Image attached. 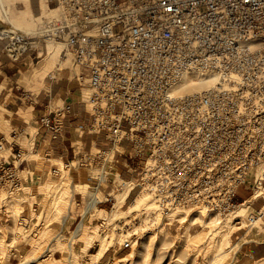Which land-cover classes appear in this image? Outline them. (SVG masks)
Instances as JSON below:
<instances>
[{"label":"built area","instance_id":"2783aa9c","mask_svg":"<svg viewBox=\"0 0 264 264\" xmlns=\"http://www.w3.org/2000/svg\"><path fill=\"white\" fill-rule=\"evenodd\" d=\"M46 1L35 30L1 26L0 44L16 62L58 44L59 59L87 73L80 101L66 89L60 106L51 93L22 95L46 102L33 121L34 154L52 162L53 179L83 169L101 195L93 207L137 204L123 249L140 224L219 225L241 208L230 224L264 234V0ZM46 80L55 84L56 73ZM30 128L13 124L0 136V201L24 188ZM242 187L250 193L237 202ZM92 221L100 233L110 226Z\"/></svg>","mask_w":264,"mask_h":264},{"label":"rangeland","instance_id":"374dc122","mask_svg":"<svg viewBox=\"0 0 264 264\" xmlns=\"http://www.w3.org/2000/svg\"><path fill=\"white\" fill-rule=\"evenodd\" d=\"M17 1L20 0H5L10 11L13 5L8 4ZM26 4L29 5V0H26ZM34 16L30 10L28 28L12 23L29 32L30 29L35 30L39 22ZM3 20L0 15V24L5 25ZM44 49L46 53L42 52V48H35L34 53L27 54L22 62L17 63L32 61L33 66L27 64L36 76L39 75L38 81L44 79L48 85L47 76L56 73L57 86L51 94L55 95L54 103L59 106L62 105L60 96H63L59 93L66 95L68 80L73 84L72 92H76L72 95L73 101L86 97L89 93L86 71L73 66L70 58L62 62L59 59L61 47L48 44ZM75 74L85 76L77 81L73 79ZM60 75L64 77L63 84H60ZM16 78L17 74L14 82ZM15 85L18 86L17 83ZM41 87L42 84L35 89H23L20 97L24 92L43 97L46 93L40 91ZM23 103L32 106L25 101L17 105ZM45 104L43 101L35 109L42 110ZM0 132L6 133L3 129ZM35 160L40 165L45 161L42 154ZM27 190L23 188L0 201V264H264L263 232L257 233L244 226L234 227L230 224L237 212L224 218L227 221L223 220L219 225L209 224V221L194 222L192 218L185 222L160 223L155 227L143 223L146 229H142L143 225L140 224L135 234L130 233L135 235L131 237L130 247L123 249L121 244L125 236L121 232L127 226L132 227L133 231L138 225L129 221L138 208L137 204H131L124 213L122 208L105 213L99 211L101 207H91L87 212L90 199L95 196L101 200V195L88 185L83 169L72 170L67 178L56 182L50 169L42 168L40 178L30 191ZM249 193L247 188L242 187L235 200L241 202L248 198ZM244 213L245 209L241 208L237 215L242 216ZM96 217H108L110 226L106 232L96 231V222L92 221ZM123 220L126 224L119 222ZM81 222L82 227L78 229ZM214 233L220 237L219 240Z\"/></svg>","mask_w":264,"mask_h":264},{"label":"crops","instance_id":"0c3cea01","mask_svg":"<svg viewBox=\"0 0 264 264\" xmlns=\"http://www.w3.org/2000/svg\"><path fill=\"white\" fill-rule=\"evenodd\" d=\"M11 4L13 5V7L11 6L12 10L10 11V9L8 8L9 13H11L10 15L16 18L21 15V19H25L26 26H28L29 24L28 17L30 10L35 15L34 18L37 19L36 14L38 12L40 14L46 12L48 13V9H50V5L46 0H29V5L26 4V0H20L13 3L10 2L8 5ZM18 6H21L20 9L17 8ZM1 26L6 29L8 28L6 24H0V27ZM53 45L61 47L58 44ZM1 48L2 47L0 44V129L5 130L6 133L0 132V134L5 135L6 137V134H9L11 126L13 124H22L25 122L31 123V128L28 136L21 142L27 155V161L22 175L23 177H25L24 181H26V183H24V188L30 191L33 184L35 183V176L41 173L42 168H51L52 162L44 161L43 164L40 165V163L35 160V157H37V155L34 154V151L36 150L38 137H35L36 131L33 125V121L35 120L37 115L41 111H43V109L37 110L35 109L36 106H26L24 105V103L20 106L17 104L22 101V97L20 96L23 89H35L36 86L42 84L40 91H45L44 93L48 94L56 88L57 84H45L44 79L42 81H38L39 75L36 76L34 71L30 68V66H33L32 61H30V63H28L29 60L25 61L23 62L24 64H19L16 61H11L9 54L6 52H2ZM39 62L40 61H38L37 63ZM27 63L30 64V66ZM15 74H17L16 82H14ZM59 81L60 84H63L64 77L62 75H60ZM68 81L69 85L66 91L69 94L67 96V99L73 100L74 97H72V95L76 94V92H72L71 86L73 84L72 82H70L71 80ZM15 83H17L18 86H16ZM60 100L63 103L64 98L62 97L60 98Z\"/></svg>","mask_w":264,"mask_h":264},{"label":"bare ground","instance_id":"6f19581e","mask_svg":"<svg viewBox=\"0 0 264 264\" xmlns=\"http://www.w3.org/2000/svg\"><path fill=\"white\" fill-rule=\"evenodd\" d=\"M0 15H1V17L5 20V22H6V25L8 26V27H13V28H15V29H18V30H21L20 28H17V27H15L14 26V24L12 23V22H16L17 24H19V25H21V26H25V27H29V24H28V26H26V24H25V19L23 20V19H21L22 18V16L21 15H19L17 18L16 17H14V16H11L10 15V13H9V9H8V6L6 5V2H5V0H0ZM12 19H11V18ZM3 20V21H4ZM31 30V29H30ZM29 30V31H30ZM21 31H23V30H21ZM23 32H28V30L26 31V30H24ZM49 50V49H48ZM52 50V49H51ZM54 50V49H53ZM51 55V54H50ZM205 86L203 85V86H201V85H198V86H195V87H193V88H189L187 91H197V90H199V89H201V88H204ZM98 198V197H97ZM97 198L94 196L93 198H91V200L89 201V204H88V207H87V209L88 208H91V207H93L94 205H95V203H96V201H97ZM82 227V222L78 225V229H80ZM145 246L146 245H144L143 246V249L145 248ZM103 247V246H102ZM150 250V249H149ZM145 252H146V255L148 254V251H147V248H145V250H144Z\"/></svg>","mask_w":264,"mask_h":264}]
</instances>
